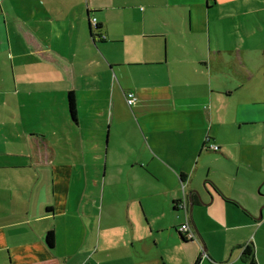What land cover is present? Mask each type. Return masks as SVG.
Listing matches in <instances>:
<instances>
[{
    "label": "crops",
    "instance_id": "1",
    "mask_svg": "<svg viewBox=\"0 0 264 264\" xmlns=\"http://www.w3.org/2000/svg\"><path fill=\"white\" fill-rule=\"evenodd\" d=\"M261 60L264 0H0V264H195L181 181L198 264H264Z\"/></svg>",
    "mask_w": 264,
    "mask_h": 264
},
{
    "label": "rangeland",
    "instance_id": "2",
    "mask_svg": "<svg viewBox=\"0 0 264 264\" xmlns=\"http://www.w3.org/2000/svg\"><path fill=\"white\" fill-rule=\"evenodd\" d=\"M254 73L255 75L253 76L252 80H250L247 83V86H245V89L247 90L250 86L254 89L257 90V92H259L258 97L260 99H264V61H260L258 64L254 65ZM245 89H241L239 92L244 93ZM238 97V93L230 100L227 101L226 107L227 106H233L235 99ZM127 107L130 109V107L127 105ZM123 108L125 109V106H123ZM258 108H262L264 109V102H260L258 104ZM257 119H260V116H257ZM103 124H101V122H99V128L101 129L102 133L103 131L105 132V137L107 139V136L109 138V127L106 125L102 126ZM115 127V125H114ZM244 128H250V127H245ZM114 133V132H112ZM223 139L222 141L226 143V141H233V140H240L242 137V140H249L251 137V133H247L245 131V129H243V131L240 133H234V134H230L227 130L223 131L222 133ZM103 136V135H102ZM114 137V135H112ZM70 137L72 139V145L75 146V144H77L76 140L74 139V134L71 132L70 133ZM89 137V136H87ZM264 140V125L262 127H260L258 125V135L255 137V140ZM108 141V139H107ZM97 149L99 151L102 150V148H96L95 146H92V144H89L88 146H86L85 150L88 151L89 156H88V170L91 169V174H90V178L92 177L93 179H95L96 181H99L98 186H92V184H89V187L87 189V192H104L103 188H102V178H105V169H106V165L104 164V162H99L96 158H95V154L97 152ZM103 151V150H102ZM214 154H218V153H214ZM100 168L101 173H98L97 169ZM82 170H86L85 167H82ZM242 173H248V171L246 169H243ZM81 175V174H80ZM101 175V177H100ZM119 179V183H120V179L121 177H118ZM93 182V180H91ZM108 191V184L105 187V192ZM263 191H264V186H263ZM258 195H260L263 199H264V192H256ZM157 195L154 197H149L148 199L151 200L150 204L151 206H158L159 204V198H158V193H156ZM261 216H263V212L259 210V212L256 213V217L260 218Z\"/></svg>",
    "mask_w": 264,
    "mask_h": 264
},
{
    "label": "trees",
    "instance_id": "3",
    "mask_svg": "<svg viewBox=\"0 0 264 264\" xmlns=\"http://www.w3.org/2000/svg\"><path fill=\"white\" fill-rule=\"evenodd\" d=\"M91 22L95 25L96 24V18H92ZM96 28L99 30L101 28L100 24H98L96 26ZM101 38L106 39V37L104 35H102ZM132 99H133V102L129 103V101ZM126 100H127V103L129 104V106H132L133 103L135 102L134 94L128 93L126 96ZM68 102H69L70 113L74 118H76V97H75V94L73 93V91L69 92ZM181 184H182V188H183L182 189L183 190V196L177 202L176 206L183 210L184 222L177 228V233L179 234V237L181 238V240L186 241V242L187 241L188 242H195L196 244H198L200 251H199V255L197 257V260L195 261V264H198L202 260V258L206 257L207 253H206L205 246H204L199 234L197 233L196 229L194 228V226L192 225V223L190 221L189 200H188V195L186 194V192L184 190L185 182L181 181ZM218 191H219V189H218ZM186 223H188V226L192 229L191 231H187V230H184L182 228L183 224H186ZM191 232H192V234H191ZM50 241H51V239H50ZM51 244H53V242H51ZM243 260L249 262L250 264H258L257 259L255 257L254 247H252L250 245L244 246V248H243Z\"/></svg>",
    "mask_w": 264,
    "mask_h": 264
},
{
    "label": "built area",
    "instance_id": "4",
    "mask_svg": "<svg viewBox=\"0 0 264 264\" xmlns=\"http://www.w3.org/2000/svg\"><path fill=\"white\" fill-rule=\"evenodd\" d=\"M132 102H133V99L129 101V103H132ZM214 148L217 149V146L214 145ZM184 204H185V203H184ZM182 228H183L184 230H187V231H191V230H192V229L188 226V223L183 224ZM191 234H192V232H191Z\"/></svg>",
    "mask_w": 264,
    "mask_h": 264
},
{
    "label": "water",
    "instance_id": "5",
    "mask_svg": "<svg viewBox=\"0 0 264 264\" xmlns=\"http://www.w3.org/2000/svg\"><path fill=\"white\" fill-rule=\"evenodd\" d=\"M196 193H197V195H198V198H199V200H200V203H201V204H204V201H203V199H202V194H201V192L197 191ZM190 205H191V207H192V203H191ZM205 249H206V247H205Z\"/></svg>",
    "mask_w": 264,
    "mask_h": 264
}]
</instances>
